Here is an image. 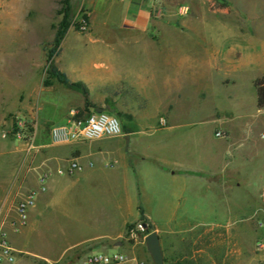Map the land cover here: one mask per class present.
I'll return each mask as SVG.
<instances>
[{"label":"rangeland","instance_id":"obj_1","mask_svg":"<svg viewBox=\"0 0 264 264\" xmlns=\"http://www.w3.org/2000/svg\"><path fill=\"white\" fill-rule=\"evenodd\" d=\"M108 1L0 0V107L12 110L0 123V149L19 155L0 157L5 165L0 176L2 182H9L19 174L17 180L23 183L16 189L18 196L13 204L0 210L7 222H15V227L10 223L14 230L18 227L17 233H9L10 243L27 251L22 256L15 252L11 263L74 264L89 249L123 251L152 261L146 242L130 244L123 226L125 219L138 217L137 207L143 200L153 218L164 227L159 234L167 264H175L176 247L188 252L185 264H191L192 247L214 245L217 250L223 243L230 245L227 261L223 262L216 251L215 261L202 253L195 262L264 264V107L257 105L254 85L264 75V0H167L161 5L162 13L154 15L159 32L151 33L164 37L165 44L138 46L131 51L135 59L160 73L165 70L175 74L160 96L169 97L176 104L159 112L155 125H130L127 121L132 114H124L125 133L145 129L158 137L140 141L136 146L124 144L121 152L139 165V158L132 151L153 155L163 147L167 150L164 152L168 163L182 161V146L191 140L185 130L192 128L193 151L198 149L197 155H193L198 176L188 186L180 180L157 177L155 181L140 182L138 189L125 172L126 176L113 181L78 178V182L77 172L54 173L46 181L48 189L37 194V203L30 209L27 223L21 225L18 203L26 192L37 188L42 173L31 168L36 157L39 155L40 159L48 148L42 129L52 123L47 121L44 110L38 108L42 105L37 104L38 90L43 82L56 77L52 67L57 68L56 60L61 53L63 63H73L76 59L70 45L62 48L67 35L76 38L80 52L84 53L98 47L101 37L109 38L122 31L107 23L108 14L103 7ZM182 6H187L189 11L183 14ZM66 14L69 27L48 60ZM173 48L182 61L176 73L169 60ZM212 52H215L213 58ZM68 86L76 96H85L92 106L103 96H107L110 104V93L88 90L86 95L81 86ZM15 114L32 117L38 123L36 146L3 136ZM172 116L194 124L170 129ZM161 117L166 118L165 123ZM220 130L223 137L216 135ZM70 161L64 160L62 168ZM140 165L150 172L151 162ZM181 186L187 187L186 199L177 201L176 193ZM182 213L188 221L169 220L174 214ZM138 220L141 217L127 227ZM144 220L150 223L147 218ZM170 226L176 231L169 230ZM213 227L214 233L207 237L205 230ZM4 229L9 231L6 226ZM189 231L198 234L193 237ZM121 232L123 235L112 238ZM116 241H122V246H115Z\"/></svg>","mask_w":264,"mask_h":264},{"label":"crops","instance_id":"obj_2","mask_svg":"<svg viewBox=\"0 0 264 264\" xmlns=\"http://www.w3.org/2000/svg\"><path fill=\"white\" fill-rule=\"evenodd\" d=\"M165 1L167 0H110L106 2L103 10L108 14L107 23H111V28H120L122 31L120 33L117 31V33L111 34L109 38L101 37L98 40L99 46H93L87 52H80V46L76 38L69 35L65 37L62 48L64 49L66 45H70L72 52L76 54L73 55L76 59L73 63H63L61 53L56 60L57 68L64 73L71 82L83 83L89 92L110 93V104L107 103V96H103L97 105L92 106L88 110V108H84L87 98L85 96H76L75 91L57 77L43 82L38 90L37 104H42L41 107L39 106L38 108L44 110L47 121L52 123L48 125V127L44 125V129H42V135L45 137L44 140L47 141L45 145L48 148L42 152L40 159L39 155L36 157L35 163L31 169L41 170L42 174L47 173L48 178H50L54 173L59 174L58 169L62 167L64 160L74 159L82 165L81 170L75 171L77 172V176H79L76 178L77 182L80 178H100L113 181L123 178V176H126L123 174L126 173L130 175L133 185L136 188L138 187V189H140L138 186L140 182H144L145 179L155 181L157 177H161L168 180L170 179L171 181L180 180L188 186V183L193 177L198 176L197 163L193 162V155L195 153L197 155L198 149L193 151L194 140L192 128L185 130L187 134L189 133L188 135H190L191 140H187L188 142H185V145L183 144L182 146V161L172 163H168L166 160L167 155H165V152L167 150H164L163 147L153 155L141 152L140 150L132 151L131 153L133 156L139 158V165H136V162L133 164L134 162L130 159L131 156L123 155L121 147H123L124 144H133L136 146L138 142L149 141L151 138L158 135L147 132L145 129L128 132L125 136L103 137L95 141L54 144L56 145L54 147L52 146L53 143L48 138L49 128L55 123L66 122L69 111L72 108L89 112L95 110L97 107H105V111L117 115L121 122L124 114L131 113L132 116L129 117L127 123L130 125L146 126L157 124L159 121L158 113L169 110L173 103L176 104L171 98L165 97L163 99L160 96L161 92L169 85V82H171L175 74H173L172 71L166 73L165 70H163V73H160V70L152 68L144 61L135 59V55L131 52L138 46H162L165 44L166 39H164V37L151 35L152 30H155L157 33L159 32V23L154 18V15L162 13L161 5ZM145 50L148 49L146 48ZM172 50L174 51L173 53L170 52L169 60L174 66V73H176L177 69L182 66V61L179 59V54L176 53L175 49L173 48ZM89 53L93 54L88 55ZM214 54L215 52H212V58ZM74 104H77L79 107L74 106ZM10 111L12 110H4V106L0 107V123L3 117ZM36 113H38V115L41 114L39 109ZM162 118L164 117H161V119ZM164 119L166 120V118ZM169 120L171 121L170 129H175V127L184 124H194L192 121L173 116L169 118ZM127 136L129 137V141L127 140ZM197 145L198 139L196 136V146ZM14 153V151L0 149L1 158L19 156ZM102 160L104 161L102 162ZM121 162H123V165L120 164ZM147 162L152 163V167L149 170L150 172L140 165L141 163L144 164ZM164 165H168L169 167L166 168ZM4 166V163L0 160V171L4 170ZM65 167L67 168L68 165ZM16 171L17 169H15L14 175ZM18 171L21 173L20 168ZM69 176L72 177L71 175ZM18 177L19 174L15 179L14 176L11 177L9 182H2V177L0 176V208L2 206H10L16 200L18 196L16 189H19L23 184L22 180H17ZM37 183L36 190H38V194H42L44 191L40 190V180H38ZM185 188L187 187L181 186L180 190L176 193L177 201L186 199L184 195ZM47 189L48 186L46 190ZM137 208L139 210L138 217L134 220L139 219L141 217V212H143L144 216L150 221L153 230H157L158 233H160L161 229L164 227L153 218V214L144 205L143 200L140 205L138 204ZM30 213L29 210V216ZM134 220L130 221L125 219L123 221L125 231L127 225ZM169 220L184 222L189 219L182 213L180 215L174 214ZM1 223H3L4 227L6 226L9 228L8 235L10 232L17 233L11 227V224L14 225L15 222H7L6 215L3 216L0 224ZM168 229L175 230V228L171 226L168 227ZM223 229L224 228H222V237L224 241ZM214 231V227L210 229L207 228L205 230V235L208 237L213 234ZM124 232L118 233L112 238H117L123 235ZM190 232L191 231L188 233ZM191 233L192 236L195 237L198 231H193ZM227 235H229V230H227ZM12 246L15 248L16 254H20L21 256L26 255L27 251L23 247L17 246V244ZM216 251L218 254L220 253V258L223 262L229 259V243L226 246L223 243L217 250L214 245L201 248L194 246L191 250V264H199L198 261L195 262V260H197L198 255L202 253H205L212 261H215ZM92 252H94L92 249L85 251L84 255L78 258V261ZM175 253V264H185V257H187L188 252L176 247ZM0 264L12 263L5 260ZM165 264H167L166 261Z\"/></svg>","mask_w":264,"mask_h":264},{"label":"built area","instance_id":"obj_3","mask_svg":"<svg viewBox=\"0 0 264 264\" xmlns=\"http://www.w3.org/2000/svg\"><path fill=\"white\" fill-rule=\"evenodd\" d=\"M183 14L189 11L187 6H182L180 10ZM85 28L86 25H83ZM165 123V119H161ZM38 123L32 117L22 114H15L11 117L7 127L4 129L3 136L15 141L26 142L31 147L36 146L35 142L38 136ZM124 127L117 115L107 111L97 112L95 110L85 112L83 110L72 108L69 116L64 123H55L48 130V138L53 144H68L78 141H91L103 137L125 136ZM218 137H223L224 133L220 130L216 132ZM264 137V132H263ZM82 165L72 159L67 168H59V174H69L81 170ZM48 174L43 173L40 177L41 191L47 188ZM38 190L32 189L26 192L24 198L18 203L19 221L25 225L28 220L29 210L35 205ZM4 216L3 210H0V222ZM15 226V224H14ZM18 230V227L15 228ZM148 223L144 220L130 224L126 230L127 241L132 243L145 242V237L149 233ZM15 248L9 240L8 232L4 229L3 223L0 224V263L7 260L14 261ZM74 264H153L146 258L123 251H94L87 254L83 259Z\"/></svg>","mask_w":264,"mask_h":264},{"label":"trees","instance_id":"obj_4","mask_svg":"<svg viewBox=\"0 0 264 264\" xmlns=\"http://www.w3.org/2000/svg\"><path fill=\"white\" fill-rule=\"evenodd\" d=\"M65 1H66V3H69V0H65ZM68 27H69L68 14H66V16L64 17V19L61 22L60 28L56 32L55 40H54V44H53L54 46L49 51L48 60H51V58L55 54L56 47L59 46V44L61 43V41L64 38V35H65V33H66L67 29H68ZM52 72L54 73V75L59 80L64 82L66 85L81 86V88H83L84 93L86 95L88 94V89L86 88V86L83 83H81V82H78V83L71 82L69 80V78H67L66 75L64 73H62L56 67H52ZM254 85H255L256 90H257V105H258L259 108H263L264 107V75L262 77L257 78L254 81ZM86 107L89 110L92 107V105L89 102H86ZM144 219H146V217L144 216L143 212H141V220H144ZM152 229H153L152 225L150 223H148V231H151Z\"/></svg>","mask_w":264,"mask_h":264},{"label":"water","instance_id":"obj_5","mask_svg":"<svg viewBox=\"0 0 264 264\" xmlns=\"http://www.w3.org/2000/svg\"><path fill=\"white\" fill-rule=\"evenodd\" d=\"M97 112L105 111V107H97L95 109ZM127 140L129 141V137L127 136ZM145 242L147 249L152 258L153 264H165V255L161 245V236L157 230H153L149 232L145 237ZM123 242H116V246H122Z\"/></svg>","mask_w":264,"mask_h":264},{"label":"flooded vegetation","instance_id":"obj_6","mask_svg":"<svg viewBox=\"0 0 264 264\" xmlns=\"http://www.w3.org/2000/svg\"><path fill=\"white\" fill-rule=\"evenodd\" d=\"M152 259V258H151Z\"/></svg>","mask_w":264,"mask_h":264}]
</instances>
